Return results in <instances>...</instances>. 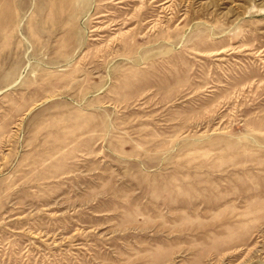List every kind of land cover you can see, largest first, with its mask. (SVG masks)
<instances>
[{"label": "rangeland", "instance_id": "1", "mask_svg": "<svg viewBox=\"0 0 264 264\" xmlns=\"http://www.w3.org/2000/svg\"><path fill=\"white\" fill-rule=\"evenodd\" d=\"M0 264H264V0H0Z\"/></svg>", "mask_w": 264, "mask_h": 264}]
</instances>
